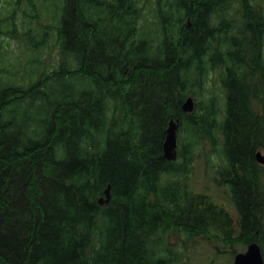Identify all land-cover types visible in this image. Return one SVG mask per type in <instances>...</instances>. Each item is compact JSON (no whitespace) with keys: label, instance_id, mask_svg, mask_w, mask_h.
Wrapping results in <instances>:
<instances>
[{"label":"trees","instance_id":"1","mask_svg":"<svg viewBox=\"0 0 264 264\" xmlns=\"http://www.w3.org/2000/svg\"><path fill=\"white\" fill-rule=\"evenodd\" d=\"M33 19L30 49L60 60L0 86V264H186L199 237L264 257V0H62L56 24ZM201 156L233 215L192 189Z\"/></svg>","mask_w":264,"mask_h":264},{"label":"rangeland","instance_id":"2","mask_svg":"<svg viewBox=\"0 0 264 264\" xmlns=\"http://www.w3.org/2000/svg\"><path fill=\"white\" fill-rule=\"evenodd\" d=\"M35 7L26 5L25 1L21 3L17 0H0V20L5 15H14L16 19L17 34L10 35L4 33L10 28L4 25L0 32V86L9 84L28 85L37 80L41 73H45L47 68H55L59 63L56 49L50 51V56L46 53L34 52L30 49L31 45L42 36L37 34L38 26L33 16L40 15L43 18L42 23L56 24L62 0H34ZM17 7V8H16ZM34 27L37 32H34ZM31 30L34 37H22V33ZM30 76V77H29ZM59 88V89H58ZM56 89L61 91V87ZM204 156L197 159L194 164V171L191 177V187L194 191L210 195L214 201L222 205L233 215V209L230 203L228 192L225 188L216 186L213 182V172L206 166ZM183 233H174L170 236L171 241L175 243L174 247L181 245ZM177 243V244H176ZM247 245H242L238 241H233V245L219 242L214 238H197L194 243L188 247L186 253V264H233L234 258L238 253H243ZM188 257V258H187Z\"/></svg>","mask_w":264,"mask_h":264},{"label":"water","instance_id":"3","mask_svg":"<svg viewBox=\"0 0 264 264\" xmlns=\"http://www.w3.org/2000/svg\"><path fill=\"white\" fill-rule=\"evenodd\" d=\"M182 109L185 113H191L194 109V100L191 96L187 97L182 104ZM179 121L170 120L166 129V137L163 143V156L168 161H175L177 158V130ZM256 161L264 165V154L258 151L255 154ZM111 199L110 186L108 185L104 191V196L100 197L98 203L100 205L108 204ZM233 264H264L261 248L256 242H251L245 252L238 253Z\"/></svg>","mask_w":264,"mask_h":264},{"label":"bare ground","instance_id":"4","mask_svg":"<svg viewBox=\"0 0 264 264\" xmlns=\"http://www.w3.org/2000/svg\"><path fill=\"white\" fill-rule=\"evenodd\" d=\"M126 1V0H125ZM124 2V1H123ZM27 4V3H26ZM126 4V3H125ZM29 5V4H28ZM126 7V6H125ZM128 7V6H127ZM17 8V7H16ZM157 9V8H156ZM119 12V11H118ZM120 14V13H119ZM114 19V18H113ZM117 19V18H116ZM13 27H15V26H13ZM14 29V28H13ZM183 45V44H182ZM205 46V45H204ZM205 49V48H204ZM60 50V49H59ZM61 51V50H60ZM187 51V50H186ZM190 54V53H189ZM150 55V54H149ZM149 57V56H148ZM151 57V56H150ZM59 60H60V58H59ZM63 61V60H62ZM88 75H90V74H88ZM94 75V74H93ZM99 75V74H98ZM99 77H101V76H99ZM98 77V78H99ZM120 77V76H119ZM123 77V76H122ZM122 77H120V78H122ZM118 79V78H117ZM115 81V80H114ZM84 82V81H83ZM104 82V81H103ZM106 82V81H105ZM183 82H185V80L183 81ZM88 84V83H87ZM185 84V83H184ZM183 85V84H182ZM185 86V85H184ZM82 87V86H81ZM180 87V86H179ZM186 87V86H185ZM96 89V88H95ZM107 89V88H106ZM83 90V89H82ZM81 90V91H82ZM97 90V89H96ZM106 90H103V92H105ZM176 91V90H175ZM89 92V91H88ZM90 92H92V90L90 91ZM97 92V91H96ZM110 92H111V90H110ZM180 92V91H179ZM97 94V93H96ZM106 94V93H105ZM99 95V94H98ZM100 97H101V95H99ZM93 97V96H92ZM102 97H104V96H102ZM101 97V98H102ZM108 97H109V95H108ZM98 98V97H97ZM177 99V98H176ZM207 99V98H206ZM111 100V99H110ZM185 100V99H184ZM105 103V102H104ZM114 103H115V101H114ZM113 103V104H114ZM45 104V103H44ZM43 104V105H44ZM60 104V103H59ZM195 104V103H194ZM105 105V104H104ZM45 106H46V104H45ZM195 106H196V104H195ZM47 107V106H46ZM46 109V108H45ZM51 110V109H50ZM29 118V117H28ZM36 120V119H35ZM167 122V121H166ZM7 127H10V126H7ZM13 129V128H12ZM15 129V128H14ZM20 131V130H19ZM10 133V132H9ZM39 133V132H38ZM37 133V134H38ZM25 134V133H24ZM34 136H36V135H34ZM91 136V135H90ZM21 137V136H20ZM36 137H38V136H36ZM24 138V137H23ZM40 141H41V139H39ZM38 140V141H39ZM92 140V139H91ZM97 145V144H96ZM96 152V151H95ZM59 156V155H58ZM58 160V159H57ZM164 174H166V173H164ZM166 176V175H165ZM103 194V193H102Z\"/></svg>","mask_w":264,"mask_h":264}]
</instances>
